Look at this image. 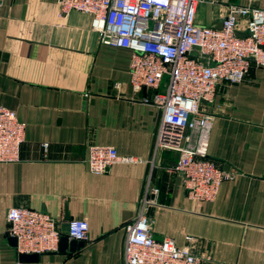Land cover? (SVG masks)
Listing matches in <instances>:
<instances>
[{"label": "crops", "instance_id": "1", "mask_svg": "<svg viewBox=\"0 0 264 264\" xmlns=\"http://www.w3.org/2000/svg\"><path fill=\"white\" fill-rule=\"evenodd\" d=\"M231 5L264 10V0H200L195 22L220 28ZM57 11V0H3L0 10V106L25 124L19 161L0 164V264H123V226L150 171L156 240L172 239L202 264H264V66L219 84L213 102L201 104L214 117L208 155L234 177L212 202H194L171 173L176 152L160 150L148 163L160 112L143 101L149 92L129 85L131 52L101 45L89 15L59 19ZM245 26L241 19L237 32ZM92 145L136 162L92 175L83 161ZM13 207L47 213L61 237L68 221L84 220L88 241L70 251L66 237L57 252L20 261L7 234Z\"/></svg>", "mask_w": 264, "mask_h": 264}, {"label": "built area", "instance_id": "2", "mask_svg": "<svg viewBox=\"0 0 264 264\" xmlns=\"http://www.w3.org/2000/svg\"><path fill=\"white\" fill-rule=\"evenodd\" d=\"M200 0H57V18L71 12L91 17L90 29L104 46L131 52L129 85L145 90L160 112L151 160L160 150L178 154L171 173L180 177L185 195L194 202H212L220 184L234 177L220 169L208 155L213 115L201 104L213 102L221 83L243 82L252 67L264 66V10L229 6L220 28L195 22ZM3 0H0V10ZM241 19L245 31L237 32ZM25 124L13 110L0 106V164L19 161ZM46 153L47 144L42 145ZM83 160L92 175H102L121 158L111 146H87ZM159 190L151 185V171L144 180L134 218L123 226V264H202L189 248H179L170 238L156 240L147 213L156 205ZM7 234L16 240L17 255H44L58 251V222L47 213L13 207L6 212ZM84 220L67 222L66 237L88 241ZM187 240H190L187 238Z\"/></svg>", "mask_w": 264, "mask_h": 264}, {"label": "water", "instance_id": "3", "mask_svg": "<svg viewBox=\"0 0 264 264\" xmlns=\"http://www.w3.org/2000/svg\"><path fill=\"white\" fill-rule=\"evenodd\" d=\"M10 240V244L15 247L16 246V240L12 237H9ZM67 238L66 237H60V241H59V247L60 249L65 246V244L67 243ZM81 245V242H77L74 240H71L69 242V246H70V251L75 250L76 248H78ZM38 255H18V259L20 261H35L37 259Z\"/></svg>", "mask_w": 264, "mask_h": 264}]
</instances>
